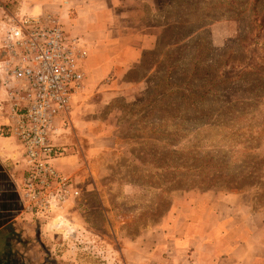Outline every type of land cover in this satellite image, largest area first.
<instances>
[{
  "label": "rangeland",
  "instance_id": "374dc122",
  "mask_svg": "<svg viewBox=\"0 0 264 264\" xmlns=\"http://www.w3.org/2000/svg\"><path fill=\"white\" fill-rule=\"evenodd\" d=\"M20 1L0 0V45L8 19L21 17ZM154 1L156 47L126 75L143 79L142 90L96 108L115 129L111 177L100 180V196L81 191L86 223L51 250L65 253V264H123L122 238L162 223L174 198L190 191L244 192L264 206V0ZM84 74L78 93L95 102L102 82L85 90ZM181 88L196 94L181 97ZM125 184L134 189L125 193Z\"/></svg>",
  "mask_w": 264,
  "mask_h": 264
},
{
  "label": "crops",
  "instance_id": "0c3cea01",
  "mask_svg": "<svg viewBox=\"0 0 264 264\" xmlns=\"http://www.w3.org/2000/svg\"><path fill=\"white\" fill-rule=\"evenodd\" d=\"M20 5L17 15L57 19L80 39L86 53L85 90L102 82L95 102L89 101L90 92L77 91L67 113L56 119L51 139L64 154L53 160V166L74 178L80 194L49 216L40 217L27 208L23 150L4 128L10 103L0 108V264H40V259L42 264H65L66 254L53 258L51 250L59 243L64 246L65 234L75 235L81 221L86 223L85 212L78 208L81 191L100 196V180L111 177L115 129L102 121L96 108L119 94L135 98L142 90L143 79L126 75L138 67L144 52L156 47L158 6L154 0H21ZM3 96L0 82V100ZM123 188L128 193L134 186ZM34 242L44 248L46 258L35 256ZM120 245L123 264H264V206L254 207L244 192L190 191L174 198L162 223L135 238H122Z\"/></svg>",
  "mask_w": 264,
  "mask_h": 264
},
{
  "label": "built area",
  "instance_id": "2783aa9c",
  "mask_svg": "<svg viewBox=\"0 0 264 264\" xmlns=\"http://www.w3.org/2000/svg\"><path fill=\"white\" fill-rule=\"evenodd\" d=\"M85 52L54 18L22 15L8 19L0 45V82L10 103L9 136L23 146L28 168L23 197L34 214L49 216L80 192L76 181L55 170L64 154L51 139L56 119L67 113L84 82ZM3 109V108H1Z\"/></svg>",
  "mask_w": 264,
  "mask_h": 264
},
{
  "label": "trees",
  "instance_id": "16d2710c",
  "mask_svg": "<svg viewBox=\"0 0 264 264\" xmlns=\"http://www.w3.org/2000/svg\"><path fill=\"white\" fill-rule=\"evenodd\" d=\"M169 84H167V86H168ZM260 88L261 89H264V87L263 86H260ZM189 93L190 95H195L196 94V91H191V92H189L187 89H185V88H181V89H179L178 91H177V93L181 96V97H184V94L185 93ZM167 93H163L162 95L163 96H165ZM225 104H226V106H228V107H232L233 106V102L232 101H226L225 102ZM173 169H174V171H180L182 168L179 166V165H177V166H175V167H172ZM161 171H163L165 168H163V167H160L159 168ZM189 169L190 170H194L195 172H199V171H196V167H189Z\"/></svg>",
  "mask_w": 264,
  "mask_h": 264
}]
</instances>
